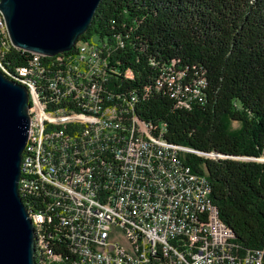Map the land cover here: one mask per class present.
<instances>
[{"label": "trees", "instance_id": "trees-1", "mask_svg": "<svg viewBox=\"0 0 264 264\" xmlns=\"http://www.w3.org/2000/svg\"><path fill=\"white\" fill-rule=\"evenodd\" d=\"M88 43L104 46L105 81L79 79L71 68L79 45ZM33 58L0 29V63L11 78L23 80L35 68L27 66ZM39 68L46 69L45 79L57 84L56 90H66L58 77L69 70L79 90L99 89L128 102L135 98V119L164 128L168 142L204 154L181 158L209 180L213 202L240 247L264 249V0H102L76 47L40 58ZM181 74L184 85L205 82L202 101L190 109L179 108L167 86L158 84L166 75ZM38 88L54 90L42 79ZM44 94L50 110H79L71 98ZM78 130L72 125L67 131ZM76 172L88 179L83 169ZM25 176L20 194L35 224V264H77L70 234L53 213L40 228L34 213L45 211L48 202L28 187L23 192Z\"/></svg>", "mask_w": 264, "mask_h": 264}, {"label": "built area", "instance_id": "built-area-1", "mask_svg": "<svg viewBox=\"0 0 264 264\" xmlns=\"http://www.w3.org/2000/svg\"><path fill=\"white\" fill-rule=\"evenodd\" d=\"M103 48L79 45L71 67L79 79L106 80ZM40 58L34 54L27 66H40ZM63 73L58 78L66 90H56L46 73L28 75L35 84L29 92L31 182L48 202L45 211L34 213L40 228L53 213L70 234L80 264H264V249L240 247L213 202L209 180L181 158L203 153L172 144L164 128L135 119V98L128 102L99 89L79 90L70 71ZM179 76L166 75L158 84L167 86L179 108L190 109L202 101L205 82L192 87ZM41 79L54 90H40ZM45 92L57 100L71 98L79 110L52 109L51 118L38 120L41 103H49ZM72 125L79 130L67 131ZM73 166L88 172V179H76ZM182 234L190 235V244L182 243Z\"/></svg>", "mask_w": 264, "mask_h": 264}, {"label": "water", "instance_id": "water-1", "mask_svg": "<svg viewBox=\"0 0 264 264\" xmlns=\"http://www.w3.org/2000/svg\"><path fill=\"white\" fill-rule=\"evenodd\" d=\"M101 2L0 0V12L15 48L55 57L76 47ZM29 109L28 89L0 67V264H35V227L19 189Z\"/></svg>", "mask_w": 264, "mask_h": 264}, {"label": "bare ground", "instance_id": "bare-ground-1", "mask_svg": "<svg viewBox=\"0 0 264 264\" xmlns=\"http://www.w3.org/2000/svg\"><path fill=\"white\" fill-rule=\"evenodd\" d=\"M0 21H1L2 28L3 29H7L6 26H5L3 17L1 18ZM42 57H47V56H42ZM0 67L2 68V70L5 73H7L5 71V69L2 67L1 63H0ZM44 73H46V69H44V68L40 69L39 66H35V68L31 72H29L27 74V76L23 80H18V79H16V80L20 84L25 86L27 89L29 88L30 89V90H28L29 92H35L34 80L31 77H29L28 75H44ZM47 104L48 103H46V104L45 103H41V106L39 107V112H38V120H47V119L51 118V110L48 109V105ZM54 111H62V109H54ZM29 155H31L30 132H29V138H28L27 146H26V148H25V150L23 152V159H22V164H21L22 175H21V178H20V181H19V189H20V184L22 183V178H23L24 175H26L28 180H26L25 182L23 181V183L25 184V186H28V188H29L31 193H34L32 191L36 192V182H31V180H30V178H31V162L29 160ZM77 167L80 168V166H73L72 167V174L75 175L76 179H78V180H85V178H81L80 176H78V172H76V168ZM29 214H30V217L32 218L30 212H29ZM37 221H39V219H37ZM34 227H35V224H34ZM183 238H187L189 241L186 242L185 240H183ZM182 243L183 244H190V235L189 234H182ZM35 249H36V239H35ZM35 257H36V255H35ZM77 264H80V260H78Z\"/></svg>", "mask_w": 264, "mask_h": 264}, {"label": "rangeland", "instance_id": "rangeland-1", "mask_svg": "<svg viewBox=\"0 0 264 264\" xmlns=\"http://www.w3.org/2000/svg\"><path fill=\"white\" fill-rule=\"evenodd\" d=\"M0 29H3L1 24H0ZM234 127H235V128H237V127H238V125H237V124H235V125H234Z\"/></svg>", "mask_w": 264, "mask_h": 264}]
</instances>
